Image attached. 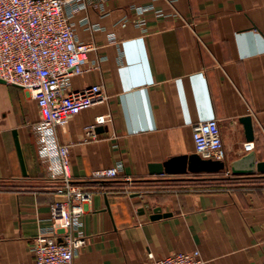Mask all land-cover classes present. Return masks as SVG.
<instances>
[{"label": "crops", "instance_id": "crops-1", "mask_svg": "<svg viewBox=\"0 0 264 264\" xmlns=\"http://www.w3.org/2000/svg\"><path fill=\"white\" fill-rule=\"evenodd\" d=\"M85 1L72 23L93 49L71 88L100 84L108 100L57 129L72 182L93 192L81 217L86 245L72 264H147L148 253L181 252H197L206 264H264V186L257 179L227 192L164 193L171 178L149 174L150 164L195 154L192 126L209 119L218 121L227 167L250 153L264 162V0ZM149 6L166 16L133 9ZM123 18L146 24L118 25ZM100 116L107 121L86 137ZM246 116L251 141L239 122ZM38 121L31 95L0 83V264H33L29 241L50 217L48 167L58 161L39 157ZM113 167L116 180L89 179ZM142 187L154 190L132 192ZM157 207L170 216L151 220Z\"/></svg>", "mask_w": 264, "mask_h": 264}, {"label": "built area", "instance_id": "built-area-1", "mask_svg": "<svg viewBox=\"0 0 264 264\" xmlns=\"http://www.w3.org/2000/svg\"><path fill=\"white\" fill-rule=\"evenodd\" d=\"M172 5L173 0H167ZM87 9L85 0H0V79L27 91L35 100L39 121L33 126L39 157L50 162L57 158V168L49 164L48 179L54 186L50 217L45 230L29 241L33 264H72L74 256L86 245L81 231V217L91 202L93 192L72 182L68 166V147L59 143L57 129L69 119L92 106L108 100L104 87L90 85L72 90L71 80L81 75L87 65L90 44L79 41L72 19ZM139 15L153 12L165 17L154 7L133 8ZM172 15L177 16V13ZM133 23L144 27L145 20L132 22L123 18L117 24ZM109 41L115 42L109 35ZM106 117L95 119L85 131L93 137L95 125ZM194 152L203 159L224 161L225 152L217 119L192 126ZM251 143L243 150L251 151ZM229 175V171H225ZM119 177V168L97 169L90 180L102 182ZM147 264H206L197 252L175 253L165 257L147 254Z\"/></svg>", "mask_w": 264, "mask_h": 264}, {"label": "water", "instance_id": "water-1", "mask_svg": "<svg viewBox=\"0 0 264 264\" xmlns=\"http://www.w3.org/2000/svg\"><path fill=\"white\" fill-rule=\"evenodd\" d=\"M0 83L4 82L0 79ZM239 122L243 125L246 140L251 141L253 139L251 118L248 116L242 117L239 119ZM227 170L230 174L236 176L264 175V162L256 163L254 154L250 153L232 162L229 167H227L224 161L203 159L195 153L188 156L172 157L163 163L149 165L150 175L167 176L170 178L186 174L214 175ZM169 216V213H162L161 208L157 207L150 215V219L158 220Z\"/></svg>", "mask_w": 264, "mask_h": 264}, {"label": "trees", "instance_id": "trees-1", "mask_svg": "<svg viewBox=\"0 0 264 264\" xmlns=\"http://www.w3.org/2000/svg\"><path fill=\"white\" fill-rule=\"evenodd\" d=\"M260 178H264V175L261 174H255L252 176H236V175H225L224 172H220L218 174L214 175H208V174H186L182 176H176L171 177L169 184H163V190H160L162 192H168L171 190H168L167 188H177V190L181 191H198V192H227L232 191L240 188L247 187V183L244 182V180L247 179H254L257 182L256 185L264 186V181H259ZM117 179V178H116ZM111 179V180H116ZM259 179V180H258ZM111 180H105L103 182H108ZM198 183H196V182ZM259 181V182H258ZM167 185H172L174 187H168Z\"/></svg>", "mask_w": 264, "mask_h": 264}, {"label": "rangeland", "instance_id": "rangeland-1", "mask_svg": "<svg viewBox=\"0 0 264 264\" xmlns=\"http://www.w3.org/2000/svg\"><path fill=\"white\" fill-rule=\"evenodd\" d=\"M225 175H227V174H225ZM167 186H168V187H174V186H172V185H171V186H170V185H167ZM167 189L172 191V190H175V189H177V188L175 187V188H167ZM153 190H154V189H150V188H144V187H142V188H140V189L137 188V189L133 190L132 192H133V193H137V194H138V192L141 193V194H142V193L145 194L146 192H153Z\"/></svg>", "mask_w": 264, "mask_h": 264}]
</instances>
